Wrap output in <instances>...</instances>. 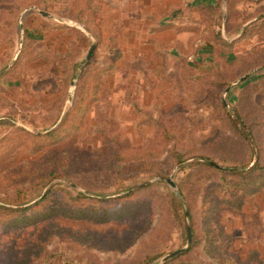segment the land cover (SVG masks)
I'll use <instances>...</instances> for the list:
<instances>
[{"label":"rangeland","instance_id":"obj_1","mask_svg":"<svg viewBox=\"0 0 264 264\" xmlns=\"http://www.w3.org/2000/svg\"><path fill=\"white\" fill-rule=\"evenodd\" d=\"M182 1L0 0V204L57 208L0 264L42 228L34 264H264V0Z\"/></svg>","mask_w":264,"mask_h":264},{"label":"trees","instance_id":"obj_2","mask_svg":"<svg viewBox=\"0 0 264 264\" xmlns=\"http://www.w3.org/2000/svg\"><path fill=\"white\" fill-rule=\"evenodd\" d=\"M67 114L68 112L66 113L62 121L63 124H60L57 127L56 130L57 132L66 130L67 128L70 127V126L66 127L64 124L65 120L67 119L66 118ZM228 114L230 115L229 118L234 129L239 134V136H241L244 139V141L248 144V146L251 149V153L254 155L257 154L256 143L253 138V135L246 127V125L242 123L240 116L237 114L236 111H235V115L233 116L230 112H228ZM221 170L226 171L230 174H237V175L240 173L243 174L245 173V171H243V168L237 166L221 168ZM56 171L57 170H54V175L53 173L48 175V181L42 182V187H44L49 181L53 180L54 178L59 177L60 171L59 172ZM50 191H51L50 188L46 189V191L42 194L40 199L30 205H26L27 204L26 200L21 196L16 198V200L7 202V205L0 204V228H9L13 226H18L19 224H22L23 221L25 220H28L27 224L32 226L37 224L38 220H40L39 217L41 216H45L44 220H48L52 215V213L57 209V208H53L51 204L48 202ZM77 196L78 197L71 198L70 200L71 204L69 208L66 207L67 210L66 208H64V206H62L61 208L58 209V212L67 211L68 214L63 213L64 216H69L75 219H79L80 216H83L84 214H88L89 210L85 211V208L88 209L89 206H83L79 202L82 195L78 194ZM112 200L115 201V199ZM73 206L77 207L75 211L73 210ZM50 228H54V227H50ZM44 231L45 230H43V228L36 231L34 236L36 235L38 236L34 237V239L32 240H29L21 248L20 252H14L12 255L11 264H34V262L38 259L39 255L44 251L46 241H48V239L54 236L52 233H50V230L46 233Z\"/></svg>","mask_w":264,"mask_h":264},{"label":"water","instance_id":"obj_3","mask_svg":"<svg viewBox=\"0 0 264 264\" xmlns=\"http://www.w3.org/2000/svg\"><path fill=\"white\" fill-rule=\"evenodd\" d=\"M222 6H223V7L225 6V0H223V4H222ZM33 9H34L37 13H39L40 15H42V16H44V17H47V18H50V19H53V17H52L50 14H48L47 12L41 11V10L35 8V7H34ZM20 28H22V24H20ZM21 41H22V39H20V42H21ZM94 48H95V44L93 43V44L91 45V47L89 48V50H88V53H87V55H86V57H85V60H88V59H89V57L91 56V54H92ZM243 78H244V77H242L241 79H243ZM63 182H65V183H66L68 186H70L71 188L76 189V186L73 185V184H71V183H69L67 180H64ZM167 182H170V180H167ZM187 234H188V237H187V243L189 244V242H190V229H189V227H187ZM182 252H183V249H182V248H181V249H178V250H175V251H173V252H171V253L165 255V256L162 258V262L164 263L165 261L174 258L175 256L181 254Z\"/></svg>","mask_w":264,"mask_h":264},{"label":"crops","instance_id":"obj_4","mask_svg":"<svg viewBox=\"0 0 264 264\" xmlns=\"http://www.w3.org/2000/svg\"><path fill=\"white\" fill-rule=\"evenodd\" d=\"M167 1H172V0H167ZM178 1H182V0H177V2ZM186 3H191V4H194L197 0H184ZM255 1H257V0H255ZM183 2V1H182ZM221 2H222V4H223V0H221ZM226 2H227V0H225V4H226ZM170 4H172V2H170ZM225 7V6H224ZM221 8H223V6L221 5ZM167 9H169V7L167 6ZM170 27H167V28H169V29H174L172 26L173 25H169ZM168 30V29H167Z\"/></svg>","mask_w":264,"mask_h":264}]
</instances>
